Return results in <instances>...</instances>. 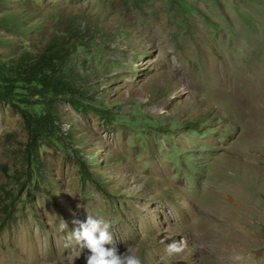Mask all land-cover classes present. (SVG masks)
Wrapping results in <instances>:
<instances>
[{
	"label": "rangeland",
	"instance_id": "374dc122",
	"mask_svg": "<svg viewBox=\"0 0 264 264\" xmlns=\"http://www.w3.org/2000/svg\"><path fill=\"white\" fill-rule=\"evenodd\" d=\"M60 33L80 106L30 137L0 101V264H86L87 214L142 264H264V0H0L2 61Z\"/></svg>",
	"mask_w": 264,
	"mask_h": 264
},
{
	"label": "trees",
	"instance_id": "16d2710c",
	"mask_svg": "<svg viewBox=\"0 0 264 264\" xmlns=\"http://www.w3.org/2000/svg\"><path fill=\"white\" fill-rule=\"evenodd\" d=\"M74 50L67 33L52 34L39 53L22 52L2 61L0 58V101L19 113L25 129L31 135L56 118V101L63 99L77 108L81 92L61 70ZM37 104L43 114H31L20 105Z\"/></svg>",
	"mask_w": 264,
	"mask_h": 264
},
{
	"label": "clouds",
	"instance_id": "9594fccd",
	"mask_svg": "<svg viewBox=\"0 0 264 264\" xmlns=\"http://www.w3.org/2000/svg\"><path fill=\"white\" fill-rule=\"evenodd\" d=\"M73 223L76 227L66 238L65 247H78L79 256L87 249L90 254L85 256L86 264H142L137 252L119 251L117 242L110 232L111 224L103 217L87 214L85 220H74ZM67 227V223L61 220L60 230L64 231ZM186 244L185 240L173 241L167 246V251L169 254H178L184 250ZM237 259L243 261L244 258L238 256Z\"/></svg>",
	"mask_w": 264,
	"mask_h": 264
}]
</instances>
